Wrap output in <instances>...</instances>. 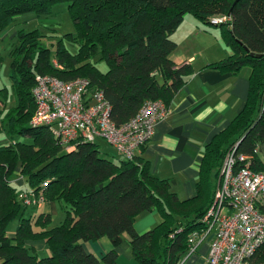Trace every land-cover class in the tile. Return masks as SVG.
<instances>
[{"label": "trees", "instance_id": "obj_1", "mask_svg": "<svg viewBox=\"0 0 264 264\" xmlns=\"http://www.w3.org/2000/svg\"><path fill=\"white\" fill-rule=\"evenodd\" d=\"M59 4L68 6L76 25V35L66 37L77 42L78 52L71 53L60 39L53 56L39 28L21 29L12 52L15 105L1 121L0 131L6 125L9 135L17 133L30 142L0 144V264H117V247L125 233L138 264H180L191 235L206 227L202 219L214 200L229 149L252 156L251 167L264 171L258 153L264 143V0H0V37L17 16H47ZM186 14L205 27L219 28L232 49L208 68L233 74L251 68L244 108L206 146L195 196L180 199L172 180L155 176L138 152L131 159L119 155L114 161L97 141L80 142L67 151L48 126L31 124L38 74L65 81L89 79L91 89L105 93L118 125L133 118L147 100L163 99L170 106L193 73L191 64L177 66L172 58L177 48L173 34ZM221 15H229L230 21L211 23ZM95 57L107 63L105 71ZM4 91L0 90L3 104L9 97ZM16 175L26 180L27 189L14 185ZM23 191L41 192L46 201H64V220L51 227V214L28 211ZM153 209L161 221L150 230L137 231V216ZM12 221H17L13 236L8 229ZM103 237L113 248L101 256L82 244ZM32 240H45L50 253L40 256L28 245ZM247 264H264V243Z\"/></svg>", "mask_w": 264, "mask_h": 264}, {"label": "built area", "instance_id": "obj_2", "mask_svg": "<svg viewBox=\"0 0 264 264\" xmlns=\"http://www.w3.org/2000/svg\"><path fill=\"white\" fill-rule=\"evenodd\" d=\"M229 21V15L211 18L213 24ZM32 93L36 108L31 124L48 126L67 151L80 142L103 139L118 154L131 159L170 114L163 99L147 100L133 118L118 125L105 93L91 89L90 80L84 77L65 81L38 74ZM251 158L237 154L236 147L226 153L214 200L202 219L206 227L191 235L190 248L180 264L207 238L206 264H247L264 243V171L254 170ZM21 198L28 206H41L45 199L33 191H23Z\"/></svg>", "mask_w": 264, "mask_h": 264}, {"label": "crops", "instance_id": "obj_3", "mask_svg": "<svg viewBox=\"0 0 264 264\" xmlns=\"http://www.w3.org/2000/svg\"><path fill=\"white\" fill-rule=\"evenodd\" d=\"M212 32L217 37L214 41L204 38ZM173 38L177 42L172 54L175 64L189 63L193 73L175 94L169 116L156 125L154 136L138 154L149 161L155 176L172 180V190L185 200L197 193L200 164L207 144L231 123L246 104L251 68L243 67L236 74L208 68V64L232 54V49L226 45L220 32H214L212 26L205 27L192 18L189 22L187 19L182 21ZM258 153L264 161V143ZM39 207L47 214L56 211L55 202L51 201ZM161 219L157 210L146 211L137 216L135 227L137 231L145 232ZM209 243V238L202 241L183 264H206ZM82 244L97 256L113 248L107 237L83 241ZM28 245L41 256L50 253L45 240H32ZM117 252V264H138L131 254L128 234L123 235Z\"/></svg>", "mask_w": 264, "mask_h": 264}, {"label": "rangeland", "instance_id": "obj_4", "mask_svg": "<svg viewBox=\"0 0 264 264\" xmlns=\"http://www.w3.org/2000/svg\"><path fill=\"white\" fill-rule=\"evenodd\" d=\"M52 13L49 15L37 16L35 13H26L17 16L15 22L9 25L3 32L0 37V90H5L4 92L8 93V99L4 100V104L0 102V123L2 120L6 118V115L11 111V109L15 105V95L12 87V82L10 78L11 72V64L13 60L12 52L17 42V37L19 31L22 30H31L34 28H39L41 33L45 35L44 43L51 48L52 54H55V44L60 39H64V44L68 48V50L76 54L79 50V46L77 42L66 37L67 33H72L76 35L77 28L75 23L72 20L71 14L68 10V6L66 4H59L52 7ZM183 22L187 19L189 22V18L195 20L198 24L203 25L196 17L192 14L185 15ZM211 21V19H210ZM187 25V24H186ZM189 26V25H188ZM204 26V25H203ZM212 31H217L215 27H212ZM209 35H204V38L208 40H215L217 38L213 32L208 33ZM212 34V35H210ZM216 42V41H215ZM217 46V45H216ZM209 53V52H208ZM94 61L97 63V66L105 71L107 69V63L103 60H100L98 57L94 58ZM245 68H250L246 66ZM6 102V103H5ZM5 130L0 131V144H8L9 142H30V139L20 134H11L8 133V128L5 125ZM97 143L100 145L102 153L106 154L110 159L114 161H118L121 157L116 152V150L109 145L105 140L98 139ZM230 150V149H229ZM21 177V178H20ZM20 175H16L15 179H13V183L15 186L19 188V190H25L28 188L26 180ZM41 193V192H39ZM46 200L44 199V203ZM56 211L51 214L52 222L51 227L55 225H59L65 218V210L66 203L58 202L55 203ZM28 211L33 212L35 215H39L42 212H45L42 207L28 206ZM17 221H12L9 225V235L14 234L13 230H16ZM42 254L40 253V256Z\"/></svg>", "mask_w": 264, "mask_h": 264}]
</instances>
